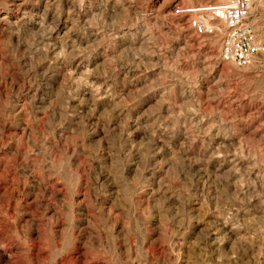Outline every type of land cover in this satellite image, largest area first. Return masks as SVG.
Returning a JSON list of instances; mask_svg holds the SVG:
<instances>
[{
	"label": "rangeland",
	"instance_id": "1",
	"mask_svg": "<svg viewBox=\"0 0 264 264\" xmlns=\"http://www.w3.org/2000/svg\"><path fill=\"white\" fill-rule=\"evenodd\" d=\"M208 0H0V264H264L262 50Z\"/></svg>",
	"mask_w": 264,
	"mask_h": 264
},
{
	"label": "built area",
	"instance_id": "2",
	"mask_svg": "<svg viewBox=\"0 0 264 264\" xmlns=\"http://www.w3.org/2000/svg\"><path fill=\"white\" fill-rule=\"evenodd\" d=\"M256 0H208L203 4L179 9L180 15L188 16L193 32L202 35L214 32L213 22L222 23L220 58L237 67H245L262 50L254 33L251 17Z\"/></svg>",
	"mask_w": 264,
	"mask_h": 264
}]
</instances>
